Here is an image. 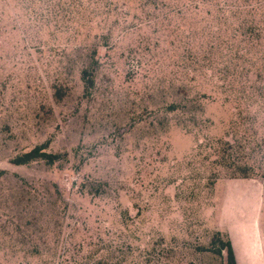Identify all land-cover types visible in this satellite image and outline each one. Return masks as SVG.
<instances>
[{
    "label": "rangeland",
    "instance_id": "obj_1",
    "mask_svg": "<svg viewBox=\"0 0 264 264\" xmlns=\"http://www.w3.org/2000/svg\"><path fill=\"white\" fill-rule=\"evenodd\" d=\"M0 170V264H264V0H0Z\"/></svg>",
    "mask_w": 264,
    "mask_h": 264
},
{
    "label": "trees",
    "instance_id": "obj_2",
    "mask_svg": "<svg viewBox=\"0 0 264 264\" xmlns=\"http://www.w3.org/2000/svg\"><path fill=\"white\" fill-rule=\"evenodd\" d=\"M82 79L84 81L85 88L86 89L90 88L92 85V79L89 77V73L87 70L82 71ZM176 109L177 107L174 103H171L167 106L168 111H174ZM45 147H46L45 144L37 145L31 150L15 156L11 162L15 165H23L31 161H34V160H44L47 164H53L59 159V155L45 151ZM212 147L217 149V152L219 153L221 158H224V159L227 158L229 160H237L240 155L239 152L241 153L244 152L242 148L239 149L240 147L238 144L231 143L226 140L216 141L214 142ZM2 172L3 171L0 170V175L2 174ZM263 178H264V171H263ZM214 244H218V247L214 249L216 254H218L219 256H222L223 252H225L226 253V256H225L226 263L236 264L235 259H234V254H233L230 241L228 238L223 239L220 236V233L216 232L210 241L211 246H213ZM153 252L154 251L145 253L143 257L146 258V260L150 262L151 258L154 256ZM108 262H109L108 260L103 259V260L97 261L95 264H111L110 262L109 263Z\"/></svg>",
    "mask_w": 264,
    "mask_h": 264
}]
</instances>
